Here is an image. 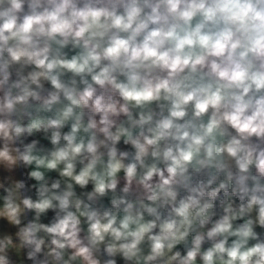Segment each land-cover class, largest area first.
Segmentation results:
<instances>
[{
	"label": "clouds",
	"instance_id": "1",
	"mask_svg": "<svg viewBox=\"0 0 264 264\" xmlns=\"http://www.w3.org/2000/svg\"><path fill=\"white\" fill-rule=\"evenodd\" d=\"M0 264H264V0H0Z\"/></svg>",
	"mask_w": 264,
	"mask_h": 264
}]
</instances>
